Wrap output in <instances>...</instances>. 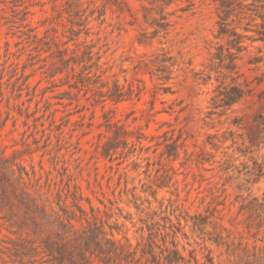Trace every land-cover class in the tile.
<instances>
[{"label": "rangeland", "instance_id": "obj_1", "mask_svg": "<svg viewBox=\"0 0 264 264\" xmlns=\"http://www.w3.org/2000/svg\"><path fill=\"white\" fill-rule=\"evenodd\" d=\"M229 1L232 72L213 55ZM229 1L0 0V264H104L89 223L140 243L137 264L152 240L160 264L171 240L192 264H264V8ZM234 81L245 97L215 108Z\"/></svg>", "mask_w": 264, "mask_h": 264}, {"label": "trees", "instance_id": "obj_2", "mask_svg": "<svg viewBox=\"0 0 264 264\" xmlns=\"http://www.w3.org/2000/svg\"><path fill=\"white\" fill-rule=\"evenodd\" d=\"M254 2L261 3V6H263L264 8V0H254ZM220 8L223 14H220V19L218 21L219 28L215 36L217 39L226 40L227 47H225L224 45H219L217 47V52L214 53L213 55L217 56L220 59L221 67H223L228 72L229 71L232 72L236 68L235 59L238 57L237 53L245 49L243 45L244 36L238 33V31L235 28L229 27L230 26L229 18L231 15V11L233 9L232 3L230 2V4H224V2H222ZM260 17L263 20V23H262L263 32L261 33L264 34V14H262ZM77 34L79 35L80 32H77ZM252 40L253 41H256V40L264 41V38L260 36L258 38H253ZM84 46L86 48L85 53L88 54L89 57H91L93 53V49H92L93 46L87 43ZM233 49H236L237 53L233 52L232 51ZM70 52H74V50H71L69 47H63V46L62 47L59 46L57 50L60 60L67 65H70L71 60L74 58L72 55H70ZM67 56H70V57L67 58ZM72 69L74 70V67H72ZM88 79L90 80V76H88ZM104 86L105 84L102 85V87ZM216 92H217L216 95L213 97V104L215 108H219V107L231 108L233 105L240 102L246 95V91L242 88L240 84H237L235 81L229 86H225V87H222L221 85L218 86L216 89ZM123 95H124L123 87L119 85V83L115 82L113 89H109L107 92L103 93L102 97L103 98L107 97L106 99H110V100L118 102L124 99ZM106 99H104L103 101H105ZM1 114L2 112L0 108V116ZM179 139L180 137L176 140H173L170 143H167L166 144L167 150L163 152V155H166L167 158L177 159L180 155L179 149L181 146H183L179 144ZM112 149H113V146L111 148V143L110 141H108L103 145V151L101 153L105 158L111 157ZM195 162L203 163V158H201L200 155L198 154L197 158L195 159ZM3 180L4 178L2 179L0 176V184L2 183ZM153 195L154 196L156 195L155 192L153 193ZM73 197L75 201L77 199V195L73 194ZM66 198H68V196H66ZM66 198H63L62 195L60 194L58 204L61 206L60 202L61 201L65 202ZM74 204L80 211L86 212L82 208V206H80L77 202L76 203L74 202ZM91 208H92V211L94 212L95 208L93 205H91ZM208 218H209L208 215L199 214L197 217L198 221L194 222V226L200 227L201 225L206 224ZM72 219L74 218L68 219V226L70 228L75 227V225L72 223ZM84 232L90 233V238H92L93 242L99 247L98 249L102 253L101 255H104V256L98 255L99 259L102 262H104V264H112V263L131 264V263H134V261L137 264V262L141 260L140 258L136 259L137 258L136 254L138 252L137 249L139 246H141L140 243H138L137 247L132 248L131 244L127 245L123 243L121 239L117 238L114 232L111 233L112 235L111 238H107L106 232L103 230L102 226L97 225V223H95L94 225H91L89 223L88 229H86ZM169 234L170 233L167 232V235ZM103 241H105L108 244L107 252H105V250L104 251L102 250ZM171 243H172L171 247L166 246L165 250L168 252V254L165 256L163 264H182V263L192 264L191 260H186V258L182 254L175 240H171ZM164 244H167V240H164ZM155 245H156V242L152 240L145 247H143L141 250L142 257L150 254V256L154 259L155 263L160 264V261L157 260V255L154 250ZM69 254L70 253L62 254L61 252V255L59 256V258L64 257V255L68 256ZM192 259L195 260L194 264H207L206 262L200 263L196 257ZM209 263L214 264V262L211 260H209Z\"/></svg>", "mask_w": 264, "mask_h": 264}]
</instances>
